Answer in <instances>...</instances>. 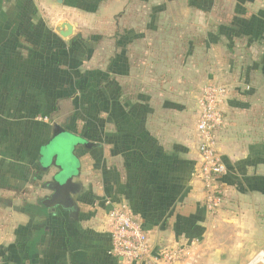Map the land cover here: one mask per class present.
Here are the masks:
<instances>
[{
    "label": "crops",
    "instance_id": "crops-1",
    "mask_svg": "<svg viewBox=\"0 0 264 264\" xmlns=\"http://www.w3.org/2000/svg\"><path fill=\"white\" fill-rule=\"evenodd\" d=\"M140 2L112 0L105 3L114 7L111 18L116 28L115 54L103 63L107 87L109 76L121 87L137 84L133 74L128 78L118 75V57L125 52L123 46L117 45L115 36L125 32L121 22L130 21L127 17L130 7ZM61 22L54 24L55 34L47 23L39 24L35 31L25 32L27 39L20 38V41L33 44L34 51L18 47L19 32L15 35L10 29L0 28V264H131L110 254V213L116 206L128 208L148 233L156 251L188 245L195 246V264H264L260 222H252L247 210L240 211L244 212L241 218L230 219V207L226 204L215 215L205 207L206 195L199 178L196 122L192 132L187 134L172 121L167 125L155 124L157 119L153 114L147 124L136 129L137 125L132 123L136 115L134 108L124 111L121 107L114 113L112 110L103 113L105 122L98 143L88 140L85 137L88 133L83 134L82 129L74 132L64 127L81 140L75 150H80L82 158H78L75 150L74 155L82 167L78 174L82 190L72 207L52 205L51 196L55 191L51 187L56 184L55 177L62 166L55 156L49 167L42 164L44 139L49 136L48 125L52 124L48 118L43 119L52 111L53 115L61 112L59 102L74 98L66 93L65 84L57 83V75L52 70L55 63L47 60L49 54L54 55L59 37L63 39L56 32ZM73 38L63 40L68 42ZM136 46L133 41L125 54L132 65L137 59ZM69 48L60 50L62 55H69ZM113 68L117 72L114 77ZM229 119L228 114L218 135L219 155L228 167L222 179L226 192L234 188L235 180L244 174L242 164L247 158L248 162L250 158L255 159L250 156L248 145L242 155L227 144L228 132L223 135ZM256 159L264 161L261 157ZM43 203L51 205L50 212L58 213L59 220L46 227L36 247L37 256H29L28 252H23L24 247L33 229H41L42 224L45 227L47 219L27 211H38ZM186 261L183 264H190Z\"/></svg>",
    "mask_w": 264,
    "mask_h": 264
},
{
    "label": "rangeland",
    "instance_id": "rangeland-1",
    "mask_svg": "<svg viewBox=\"0 0 264 264\" xmlns=\"http://www.w3.org/2000/svg\"><path fill=\"white\" fill-rule=\"evenodd\" d=\"M111 1L0 0L1 29L21 33L47 23L55 34L54 24L68 20L75 26L73 37L88 43L70 44L59 37L54 55L47 58L55 63L52 70L57 83L65 84L66 93L74 98L59 102L60 113L53 115L52 111L45 116L52 124L44 139L42 164L49 167L57 148L67 145L65 157L58 160L62 171L55 178L62 182L63 177L77 176L82 167L74 150L81 140L72 131L53 139L55 127L74 132L82 129L88 140L98 143L105 122L103 113H114L121 107L124 111L134 108L140 124H147L155 114V124L172 121L190 134L203 89L210 84L225 85L229 90L225 117L229 114L230 119L223 136L228 132L227 144L242 155L248 145L250 156L255 158L249 162L247 158L242 164L244 174L226 192L228 215L238 219L244 214L240 211L247 210L252 222L261 223L259 239L264 240V161L256 159H264V0H140L130 7V21L121 22L128 33L120 41L125 54L133 41L137 44L133 65L125 54L118 57L119 77L133 74L137 81L131 87H121L111 76L107 87L104 78L103 63L116 51L115 21L111 18L115 10L113 5H105ZM67 46L71 53L62 55L60 50ZM116 73L113 68V77ZM75 152L81 159L80 150ZM194 248L183 263L189 260L195 264Z\"/></svg>",
    "mask_w": 264,
    "mask_h": 264
},
{
    "label": "built area",
    "instance_id": "built-area-1",
    "mask_svg": "<svg viewBox=\"0 0 264 264\" xmlns=\"http://www.w3.org/2000/svg\"><path fill=\"white\" fill-rule=\"evenodd\" d=\"M229 90L222 84H210L201 94L196 121L197 152L200 159L199 177L205 191V207L211 215L226 204L222 183L228 167L219 155V132L225 124V106ZM39 120H42L40 117ZM47 121V118L43 119ZM110 254L131 264H182L189 254L188 245L156 251L142 224L125 206H116L110 213Z\"/></svg>",
    "mask_w": 264,
    "mask_h": 264
},
{
    "label": "water",
    "instance_id": "water-1",
    "mask_svg": "<svg viewBox=\"0 0 264 264\" xmlns=\"http://www.w3.org/2000/svg\"><path fill=\"white\" fill-rule=\"evenodd\" d=\"M56 32L63 39H69L74 34V27L70 22L63 21L59 23V25L56 27ZM65 131H66L65 129L56 126L54 132V138L57 137L61 132L63 133ZM66 146L67 145H64L63 147L59 146V148H57L55 155L57 159L65 157V153L67 152ZM60 172L58 174H60ZM63 179L64 181L62 180V182H60L57 180L56 184L52 185L51 189L54 190L55 192L51 196V203L53 206L62 205L63 207H72V205L76 202V199L78 198L82 190L80 177L79 175L75 176V181H74V177H69V178L63 177ZM48 206L51 207L50 204Z\"/></svg>",
    "mask_w": 264,
    "mask_h": 264
},
{
    "label": "trees",
    "instance_id": "trees-1",
    "mask_svg": "<svg viewBox=\"0 0 264 264\" xmlns=\"http://www.w3.org/2000/svg\"><path fill=\"white\" fill-rule=\"evenodd\" d=\"M38 29V27L36 28V29H29V30H37ZM12 32L15 34V35H17V32L18 31H16V29H13L12 30ZM125 34H128V33H123L122 35H118L117 34V36H115V38L117 37L118 38V40H117V45H119V46H121L120 44H121V38H123V36L125 35ZM16 37V36H15ZM17 38H18V47H21L22 49H26V50H28V51H34V45L33 44H31L30 42H26V44H24V43H22L21 41H20V38H24V39H27L26 38V33H25V31H22L21 33L19 32V36H17ZM74 42H78V43H80V44H82L83 46H86L88 43L84 40V39H82V38H73V39H71L70 40V44H72V43H74ZM34 46V47H33ZM44 118H46V117H44ZM144 119V118H143ZM134 121L132 122V123H134V124H136L137 125V128L136 129H138L139 128V126L140 125H143V123L142 124H140V115H137L136 116V118L135 119H133ZM132 132L133 133H135L134 132V130L132 129ZM141 135V134H140ZM139 135V136H140ZM129 138H131V139H135V136H130ZM130 140V139H129ZM156 164H157V162H156ZM145 166H146V164H145ZM45 186H50L49 185V183H45L44 184ZM52 210V208L51 207H49V206H47V205H45L44 203H43V205L42 206H40V209L38 210V211H31V210H28L27 212L29 213V214H35L37 217H39V218H43V219H47L46 220V222H45V227H44V225L42 224L41 226H40V228L41 229H33V233L31 234V237L28 239V243H27V246L26 247H24V250H23V252H28V254H29V256H37V252H36V247H37V245L41 242V240H42V238H43V236L45 235V229H46V227L49 225H52V224H57L56 223V221L57 220H59V214L58 213H56V212H50ZM34 222H36V221H34ZM52 233V232H51ZM18 254H20V252H18ZM17 264H20V263H17ZM33 264H34V262H33Z\"/></svg>",
    "mask_w": 264,
    "mask_h": 264
}]
</instances>
